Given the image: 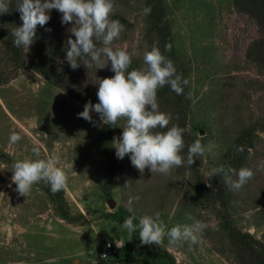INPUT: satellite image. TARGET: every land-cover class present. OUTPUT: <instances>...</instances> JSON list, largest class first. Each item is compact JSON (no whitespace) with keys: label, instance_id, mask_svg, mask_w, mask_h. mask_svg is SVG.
<instances>
[{"label":"rangeland","instance_id":"374dc122","mask_svg":"<svg viewBox=\"0 0 264 264\" xmlns=\"http://www.w3.org/2000/svg\"><path fill=\"white\" fill-rule=\"evenodd\" d=\"M152 3L156 8L148 15L144 0H123L116 7L124 30L112 47L128 51L129 71L146 67L144 52L154 43L173 61L188 83L181 95L167 85L158 89L157 101L171 114V124L185 129V160L196 139L204 155L168 174L139 172L128 155L117 159L112 145L123 118L116 127L102 124L95 112H90L92 123L78 118L87 102H99V80L114 75L110 62L103 69L92 64L85 77L76 76L85 91L72 97L28 66L21 48L23 66L0 84V264H163L164 255L173 264H259L255 255L264 254L263 37L233 0ZM167 43L170 52L164 51ZM12 132L22 137L15 145L9 144ZM236 146L244 151L238 153ZM33 148L40 159L50 154L60 159L58 166L68 176L60 205L67 219L59 216L46 182L34 184L25 196L12 183V163L35 159ZM220 166L251 168L254 177L240 190H229L222 174H208ZM126 181L131 185L124 188ZM129 196H139L132 205L134 224L159 212L171 228L191 224V216L207 225L203 242L169 247L165 238L159 246L144 245L139 230L129 237L121 227L133 214L127 211ZM106 242L112 254L100 259Z\"/></svg>","mask_w":264,"mask_h":264},{"label":"clouds","instance_id":"9594fccd","mask_svg":"<svg viewBox=\"0 0 264 264\" xmlns=\"http://www.w3.org/2000/svg\"><path fill=\"white\" fill-rule=\"evenodd\" d=\"M9 4L10 0H0V15L8 12ZM117 6V0H17L16 11L20 13L22 26L12 30V43L15 47L28 51L36 39L37 26L46 25L50 20L49 12L57 10L62 14V24H72L69 29L71 36L65 42V58L69 66L75 70L81 64L86 67L95 64L97 69H103L110 62L111 71L114 73L110 78L99 80L96 92L99 102H87L78 118L92 123L90 112H95L102 124L111 127H116L123 118L126 123L122 127V133L112 141L115 155L120 160L128 155L131 165L141 173L146 168L151 173L168 174L174 168L190 167L194 158L204 155L205 147L201 139L194 140L188 145L185 160L181 155L185 148V129L171 124V114L162 112L157 101L158 89L167 85L177 95H181L188 81L182 74H177L173 61L155 43L150 51L144 52L143 61L146 67L129 71L131 56L128 51L112 47L124 30V25L113 19ZM143 12L148 15L151 8L145 6ZM171 48V43H167L164 51L170 52ZM21 139L19 133L12 132L9 135V144L15 145ZM236 151L243 152V146H236ZM32 153L35 159L26 156L11 165V180L16 185V191L25 196L40 181L50 185L54 193L66 187L68 176L58 166L59 157L50 154L46 159H40L38 148H33ZM208 174H222L229 190L236 191L254 177L251 168L241 167L237 170L231 166L214 167ZM130 185L131 182L126 181L124 188ZM138 200L139 196H129L126 205L129 213H133L132 205ZM136 219L133 213L123 221L121 227L127 231L129 237L139 230V239L144 245L159 246L165 238L169 247L181 246L185 242L190 246L201 244L207 227L202 221L188 216L187 219L193 221L191 224L178 223L167 228L159 212L143 215L139 217L138 224H134Z\"/></svg>","mask_w":264,"mask_h":264},{"label":"trees","instance_id":"16d2710c","mask_svg":"<svg viewBox=\"0 0 264 264\" xmlns=\"http://www.w3.org/2000/svg\"><path fill=\"white\" fill-rule=\"evenodd\" d=\"M123 0H117L119 5ZM142 1V0H141ZM151 10L156 7L152 0H144ZM236 9L247 13L255 20V24L259 29L264 41V0H233ZM17 0H10L9 9L6 14L0 15V84L6 83L18 70L23 66L22 49L15 47L12 43L11 35L14 27L22 26L20 13L16 11ZM50 20L43 27L37 26L36 39L26 51V63L28 66L36 69L44 78L57 85L72 97H81L85 89L78 83L76 76H86V66L80 65L73 70L66 61L65 42L71 36L67 28H71L72 24H62L61 16L57 10L53 9L49 12ZM113 19L120 20L119 16L114 13ZM50 29V31H46ZM73 40L75 37H71ZM264 54L261 55L263 58ZM259 57V56H258ZM81 63H83L81 61ZM45 191L49 195L50 200L57 204L58 214L61 218L67 219V213L63 212V198L61 190L52 192L50 186H45ZM258 263L264 262V254L255 255ZM163 264H173L166 261L163 256ZM153 264V263H152Z\"/></svg>","mask_w":264,"mask_h":264},{"label":"built area","instance_id":"2783aa9c","mask_svg":"<svg viewBox=\"0 0 264 264\" xmlns=\"http://www.w3.org/2000/svg\"><path fill=\"white\" fill-rule=\"evenodd\" d=\"M112 254V248L110 242H106L102 245V248L98 254L100 259H106Z\"/></svg>","mask_w":264,"mask_h":264},{"label":"water","instance_id":"95a60500","mask_svg":"<svg viewBox=\"0 0 264 264\" xmlns=\"http://www.w3.org/2000/svg\"><path fill=\"white\" fill-rule=\"evenodd\" d=\"M105 201H106V204L108 207L112 208L114 206V201L108 196V197H105Z\"/></svg>","mask_w":264,"mask_h":264}]
</instances>
